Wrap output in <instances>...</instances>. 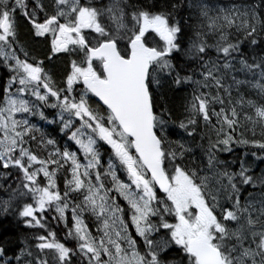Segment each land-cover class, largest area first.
<instances>
[{
	"label": "snow or ice",
	"instance_id": "obj_1",
	"mask_svg": "<svg viewBox=\"0 0 264 264\" xmlns=\"http://www.w3.org/2000/svg\"><path fill=\"white\" fill-rule=\"evenodd\" d=\"M0 69V264H264V0H0Z\"/></svg>",
	"mask_w": 264,
	"mask_h": 264
},
{
	"label": "trees",
	"instance_id": "obj_2",
	"mask_svg": "<svg viewBox=\"0 0 264 264\" xmlns=\"http://www.w3.org/2000/svg\"><path fill=\"white\" fill-rule=\"evenodd\" d=\"M213 2L214 3H220L224 6H228L233 2L241 3V2H243V0H213ZM247 2H252V0H247ZM23 26H24V28L21 29V35L20 36L23 38V42L27 46L28 50L35 55H39V56H42L45 58V55L47 54V51H48L47 44L42 40H33L31 38L29 29H27V27H25V25H23ZM66 59H67L66 57H60L57 60L53 59V61L49 62L48 66H46L47 69H54L55 70L57 75L54 76V78H57V79L60 78L62 72L64 71V65H65ZM2 75H3V69H0V76H2ZM190 91L191 90L186 89V90H183V91H180L177 93H171L170 92L169 96L171 97L172 102H174L177 105H180V104L185 102V97L189 98ZM51 112H52V110H48L45 113L46 115H49L50 119H51V115H50ZM37 121H38V118H34L33 122H37ZM39 126L44 128V130L47 133H49L52 138L56 139L58 143L63 144L67 140L66 136H64L63 134H61L59 132V127H60L59 124L46 126L44 124V122L41 121V122H39ZM250 128H251V126H249V130L245 131V138H249V139L251 138ZM238 131H243V130H238ZM260 131L261 130L257 127L256 128L257 138H259ZM69 146H70L71 150L76 151V149H77L76 145L70 143ZM245 151H248L250 153L251 151H253V149L245 148L244 146H237V147H235L234 153H231V154L230 153H222L220 155V158L223 160L232 161L233 163L236 164V167H237V165H238L237 158L241 157V153L242 152L244 153ZM100 152L102 154V162H104L105 166H106L107 157L110 153L109 146L101 143L100 144ZM250 163H252V166L255 167L258 164V160L253 163V158L251 157ZM261 169H264V163L259 161V166L256 168V171L258 172ZM117 171H118V174L121 175V178L124 179L125 177L123 176L122 172L119 169H117ZM0 193H3V192H0ZM5 199H7V197ZM118 200L121 204L124 203L122 201V199L118 198ZM45 215L48 216L49 223H50V226L52 227V229L54 231H57L58 238L60 236H62L64 234L62 231L63 225L62 224H56V222L52 221L51 216L47 212L45 213ZM53 215H54V213H53ZM89 226L91 228H94L95 224L93 223V224H90ZM0 233H3L7 237H12V238L16 237L18 234H26L29 236H31L33 234H45L42 230L24 228L23 225L18 222V218L15 214V211H11L7 215L0 216ZM93 234H96V233L94 232ZM173 255H174V253H173Z\"/></svg>",
	"mask_w": 264,
	"mask_h": 264
},
{
	"label": "flooded vegetation",
	"instance_id": "obj_3",
	"mask_svg": "<svg viewBox=\"0 0 264 264\" xmlns=\"http://www.w3.org/2000/svg\"><path fill=\"white\" fill-rule=\"evenodd\" d=\"M23 25H25V27H27V29H29V27H30V26L27 24V22L21 17V18L19 19V32H20V35H21V29L24 28ZM20 37H21V36H20ZM21 40H22V43H24L22 37H21ZM38 40H42V41H44V42L47 44V46L49 47L50 39H49V40H45V39H42V38H41V39H38ZM25 47H26V50H28V48H27L26 45H25ZM29 53H30V55H34V56H36L38 59H45L44 57L39 56V55H35V54L31 53L30 51H29ZM47 53H48V51H47ZM53 59H56V60H57L56 57H53ZM48 63H49V61H48V60H45V66H48ZM0 96L2 97V93H0ZM90 102H93V99L90 100ZM99 150H100V146H99ZM89 227H90V226H89Z\"/></svg>",
	"mask_w": 264,
	"mask_h": 264
},
{
	"label": "rangeland",
	"instance_id": "obj_4",
	"mask_svg": "<svg viewBox=\"0 0 264 264\" xmlns=\"http://www.w3.org/2000/svg\"><path fill=\"white\" fill-rule=\"evenodd\" d=\"M223 6H224V5H223ZM189 90H190V89H189ZM189 94H190V93H189ZM189 98H190V96H189ZM248 162H249V163L251 162V156L248 157ZM258 164H259V161H258ZM258 164H257L255 167H257ZM255 167H254V168H255ZM0 198L5 199V198H6V195L3 194L2 197H0Z\"/></svg>",
	"mask_w": 264,
	"mask_h": 264
},
{
	"label": "bare ground",
	"instance_id": "obj_5",
	"mask_svg": "<svg viewBox=\"0 0 264 264\" xmlns=\"http://www.w3.org/2000/svg\"><path fill=\"white\" fill-rule=\"evenodd\" d=\"M4 193H0V197H2V195H3ZM7 197V196H6Z\"/></svg>",
	"mask_w": 264,
	"mask_h": 264
}]
</instances>
